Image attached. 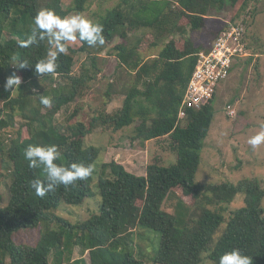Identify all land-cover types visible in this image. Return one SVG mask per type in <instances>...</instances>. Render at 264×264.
Instances as JSON below:
<instances>
[{"label":"trees","instance_id":"obj_1","mask_svg":"<svg viewBox=\"0 0 264 264\" xmlns=\"http://www.w3.org/2000/svg\"><path fill=\"white\" fill-rule=\"evenodd\" d=\"M73 1V7L63 9L62 0H0V129L18 115L28 133L23 137L19 128L8 145L0 140V156L6 155L11 176L7 203L0 204V264H6V260L7 264H51L50 256L54 263L61 264L57 257L68 244L78 248L80 258L87 253L89 264H146L136 256L133 245L136 227L160 235L154 264H200L203 253L219 264V257L233 249L252 257V264H264V190L260 184L256 180L236 184L196 182L203 142L213 121L214 100L200 109L186 108L185 117H177L198 53L208 52L219 32L205 35L207 44L195 41L190 34L205 28L210 13L222 11L226 5L232 7L238 0H123L121 6L107 10L95 22L103 25V45L90 47L79 39L67 42V52L57 56V74L37 76L35 65L51 46L47 39L28 47H21V42L31 35L33 18L40 10H52L64 18L70 12L81 14L89 2ZM138 30H144V35L129 42V33ZM17 34L19 37H15ZM115 38H119L112 48L116 71H124L128 79L112 81L104 93L107 99L124 96L122 106L113 115H102L90 107L92 115L85 123L80 115L87 113L77 102L102 70L100 57L90 51L105 49ZM161 43L156 57L143 59L141 47L149 52ZM77 52L89 57V66L82 64L76 75L73 68ZM23 61L29 67L19 68ZM13 74L22 81L15 94L4 87ZM40 80L48 86H41ZM41 97H50L51 107L42 105ZM70 105L72 111L58 122L56 114ZM135 122L134 140L168 137L176 161L169 166L150 163L144 175H136L115 161L102 163L98 212L86 220L72 224L52 211L61 204L79 205L93 195L94 173L73 185H61L44 197L30 187L31 180H44L45 173L42 167H28L24 150L29 145H56L61 153L56 163L63 166H96L101 149L85 145V137L99 126L118 132ZM0 163L3 167L1 159ZM170 193L193 199L182 223L162 209ZM240 193L244 194L245 205L225 218L223 212ZM53 222L57 229L51 230ZM222 225V236L213 242L214 233ZM34 229L38 237L33 245L14 242L16 232Z\"/></svg>","mask_w":264,"mask_h":264},{"label":"rangeland","instance_id":"obj_2","mask_svg":"<svg viewBox=\"0 0 264 264\" xmlns=\"http://www.w3.org/2000/svg\"><path fill=\"white\" fill-rule=\"evenodd\" d=\"M122 4L123 0H89L85 10L80 15L95 23L107 10ZM73 6V0H62L63 9ZM72 15L76 14L70 12L67 17ZM206 18L205 28L190 34L192 39L207 44L209 39L205 35L210 34V31L218 33L228 22L235 21V23H241L245 29L244 41L248 55L245 58L234 59L229 76L218 86L213 101V121L203 142L196 182L236 184L241 180H256L264 190V144L253 149L247 143L264 126V0H238L236 5L232 7L226 5L222 11L212 12ZM181 23L183 24L185 21L182 20ZM142 35H144V30L130 32L129 42L134 43ZM15 37H19V35L17 34ZM117 42H119V38H115L113 43L101 51L95 49L90 51L94 55L97 53L100 57L98 65L102 70L101 73L96 74V80L89 83L90 89L88 88L77 102L83 104V110L87 113L80 115V119L85 123L90 120L92 115L90 107L99 111L102 115H113L119 112L122 106L124 96H111L108 97L109 101H107L108 99L104 93L107 85L112 81L124 82L128 79L124 71H116L117 61L112 48ZM76 45L79 46L80 44L76 43ZM162 46L161 43L157 48L148 50L149 52L141 47L143 59L151 61L157 56ZM88 63L89 57L85 53L77 52L74 54L73 73L77 75L80 72L81 65L85 64L88 67ZM41 81L39 83L41 86H48ZM12 91L15 94L16 91ZM227 106L234 109L235 114L233 117L227 115ZM72 109L73 105L62 108L56 114V120L58 122L63 121ZM45 110L43 108L42 111L45 112ZM2 118L3 113L0 115V119ZM23 123L21 117L15 116L13 122L0 129V140L8 145L10 139L16 137L19 128L21 135L27 137L28 133ZM135 125L136 122L118 132L113 131L111 128L104 129L99 126L92 134L85 137V145L96 146L101 149L97 164L94 166L95 171L91 184L93 195L85 198L79 205L61 204L52 211L53 214L75 224L98 212L101 201L98 189L100 180L98 177L99 167L102 163L115 161L136 175H144L146 166L156 161L163 166L175 163L176 156L171 149V140L168 137L147 142L134 140L132 135L134 136L135 133ZM0 159L3 164L2 167L0 163V171L3 173L0 177V204L4 205L7 203L9 196L8 187L11 183V176L6 155L2 154ZM192 204L193 199L191 197H181L178 193H170L163 202L162 209L174 215L182 223L186 220L189 213L188 209L192 207ZM244 205V194L240 193L227 206L225 212H223L224 217L228 218L231 211ZM49 228L54 230L57 229V226L53 222ZM140 228L133 229V245L136 256L146 264H154L152 259L159 245L160 235L157 231ZM223 229L224 225L220 226L214 233L213 242H216L222 236ZM37 237L36 229L34 231L20 230L13 235V240L16 243L33 245ZM207 256L208 253L202 254L200 264H208L210 260ZM57 258L61 264H89L88 254L86 253L83 258H80L78 248L72 244H68ZM50 262L56 264L52 256H50ZM5 263L7 264L8 260Z\"/></svg>","mask_w":264,"mask_h":264},{"label":"clouds","instance_id":"obj_3","mask_svg":"<svg viewBox=\"0 0 264 264\" xmlns=\"http://www.w3.org/2000/svg\"><path fill=\"white\" fill-rule=\"evenodd\" d=\"M45 39H47L51 48L47 52L46 57L35 65L34 71L37 76L57 74V56L60 53L67 52V42H75L79 39L82 42H86L90 47L105 43L102 24L94 23L80 14L61 18L48 9L40 10L33 18L31 35L26 41H22L20 46L28 47ZM26 67H29L27 61L19 63V68ZM21 82V78L13 74L7 78L4 85L5 90L19 89ZM40 103L45 107H51L52 99L50 97H41ZM247 143L253 149L264 144V126ZM24 157L28 161L30 169L42 167L45 173L44 180L33 179L29 182L30 187L35 190V194L39 197L46 196L61 185L67 187L78 180H86L95 171L94 165L91 164L88 166L77 163L69 166L57 164L56 161L61 158V153L56 145L45 147L29 145L24 150ZM208 264H214V262L209 261ZM219 264H252V257L242 254L239 249H233L219 257Z\"/></svg>","mask_w":264,"mask_h":264},{"label":"built area","instance_id":"obj_4","mask_svg":"<svg viewBox=\"0 0 264 264\" xmlns=\"http://www.w3.org/2000/svg\"><path fill=\"white\" fill-rule=\"evenodd\" d=\"M213 41L208 52L198 53L197 62L185 88L178 119L185 117V109H200L214 100L219 84L230 74L235 58H245V29L241 23H227ZM227 115L233 117L234 109L227 106Z\"/></svg>","mask_w":264,"mask_h":264},{"label":"crops","instance_id":"obj_5","mask_svg":"<svg viewBox=\"0 0 264 264\" xmlns=\"http://www.w3.org/2000/svg\"><path fill=\"white\" fill-rule=\"evenodd\" d=\"M239 59V58H238ZM232 69V68H231ZM231 72V71H230Z\"/></svg>","mask_w":264,"mask_h":264}]
</instances>
